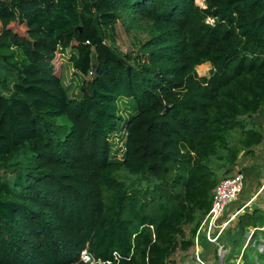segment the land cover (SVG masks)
<instances>
[{
	"label": "trees",
	"instance_id": "16d2710c",
	"mask_svg": "<svg viewBox=\"0 0 264 264\" xmlns=\"http://www.w3.org/2000/svg\"><path fill=\"white\" fill-rule=\"evenodd\" d=\"M116 22L134 55L113 46ZM67 47L77 96L54 62ZM262 105L264 0H0V264H81L83 247L169 264L261 143L248 115ZM244 203L231 229L245 237L264 219Z\"/></svg>",
	"mask_w": 264,
	"mask_h": 264
},
{
	"label": "rangeland",
	"instance_id": "374dc122",
	"mask_svg": "<svg viewBox=\"0 0 264 264\" xmlns=\"http://www.w3.org/2000/svg\"><path fill=\"white\" fill-rule=\"evenodd\" d=\"M195 2L199 6L204 7V0H195ZM208 20L211 22V19ZM16 29L22 30L23 27L17 26ZM111 32L113 33V46L116 49L122 53L127 51H132L133 55L136 53L138 43L133 38V32H128L120 22H116L112 25ZM107 42L110 43L108 39ZM75 55V50L67 47L60 50V52H56L54 56L56 69L61 67L63 84L66 87L68 94L71 96H77L79 86L84 78L73 68L72 59ZM199 67L200 66L196 67L199 76L208 75L209 70L204 72L201 71ZM119 102V105L124 110L123 113L126 114V116L127 113H132L134 111L135 102L132 99H120ZM234 133L236 134V132H229V138L233 137ZM120 137L121 136H119V138ZM113 142L115 148H120L119 146L121 144L117 138H114ZM120 153L121 152L118 153V156H120ZM238 171L244 176L242 189L237 194L235 200L226 206L224 211V217L231 218V216H234V218L230 222L229 229H225L218 240L226 251L223 264H235L236 257L241 251L242 245L245 243V237L239 236V233L232 234L231 229L232 226L236 224L238 216L245 210L244 208L239 211L238 206L249 198L250 202L246 206L247 210L252 209V207L259 208L261 210L259 213L261 220L264 219V144L261 147H257L253 154H240L236 164L232 168L231 174ZM193 225L194 224L182 226L183 235H179L178 239L192 238ZM252 238L253 240L248 243V246L244 250L242 264H264V251L259 252L258 248L253 243V241H255L258 244H262L259 240H263L264 244V229L253 233ZM197 247L200 252V257L204 261H207L208 264H220L216 244L208 242L203 232L198 235ZM193 250V246L186 251L177 250L170 257L169 264H197L194 260L188 257V254H193Z\"/></svg>",
	"mask_w": 264,
	"mask_h": 264
},
{
	"label": "built area",
	"instance_id": "2783aa9c",
	"mask_svg": "<svg viewBox=\"0 0 264 264\" xmlns=\"http://www.w3.org/2000/svg\"><path fill=\"white\" fill-rule=\"evenodd\" d=\"M244 176L241 172H235L231 175L222 177L215 184L212 189L211 205L205 215L202 217L199 225L196 228L193 238V254H188V257L195 261L197 264H208L200 257V252L197 247L198 235L204 233L205 238L210 243L216 244V249L219 255L220 264H223L224 255L226 253L222 244L218 242L220 236L223 234L225 228L229 224L231 218L224 217V211L226 206L235 200L237 194L241 191L243 185ZM262 227H251L247 229L245 235V243L242 245L241 251L236 257L235 264H242V258L244 256V250L248 246V243L253 240L252 234L256 230H262ZM262 244H258L255 241L253 243L258 248L259 252L264 251L263 240H259ZM122 256L116 252H112V257L108 259H102L95 256L94 252L88 247H83L79 250L78 261L81 264H118Z\"/></svg>",
	"mask_w": 264,
	"mask_h": 264
},
{
	"label": "water",
	"instance_id": "95a60500",
	"mask_svg": "<svg viewBox=\"0 0 264 264\" xmlns=\"http://www.w3.org/2000/svg\"><path fill=\"white\" fill-rule=\"evenodd\" d=\"M167 110V107L165 108L164 112ZM248 117L254 123L257 127H261L262 129V141L258 145V147H261L264 144V105L260 106L257 111L254 114H249ZM248 204H246L247 206Z\"/></svg>",
	"mask_w": 264,
	"mask_h": 264
},
{
	"label": "crops",
	"instance_id": "0c3cea01",
	"mask_svg": "<svg viewBox=\"0 0 264 264\" xmlns=\"http://www.w3.org/2000/svg\"><path fill=\"white\" fill-rule=\"evenodd\" d=\"M201 67H199V69L201 70V71H204V72H206L207 70H209L210 69V64L208 63V62H205V63H202L201 65H200ZM203 67V68H202ZM197 71V70H196ZM245 202V203H244ZM243 203H244V206H246V204H248L249 202H250V200H249V198L248 199H246L245 201H244ZM242 204V203H241ZM240 204V205H241ZM239 205V206H240ZM242 209V208H241ZM241 209H239V211H241ZM238 212V211H237ZM226 218V217H225ZM234 218V216H231V220ZM231 220H230V222H231ZM230 222H229V224L227 225V228H225V229H228L229 228V225H230ZM225 231V230H224ZM263 238V237H262ZM261 238V239H262Z\"/></svg>",
	"mask_w": 264,
	"mask_h": 264
},
{
	"label": "bare ground",
	"instance_id": "6f19581e",
	"mask_svg": "<svg viewBox=\"0 0 264 264\" xmlns=\"http://www.w3.org/2000/svg\"><path fill=\"white\" fill-rule=\"evenodd\" d=\"M201 67V66H200ZM203 68V67H202Z\"/></svg>",
	"mask_w": 264,
	"mask_h": 264
}]
</instances>
